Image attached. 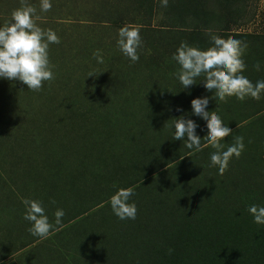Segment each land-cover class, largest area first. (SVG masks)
<instances>
[{"label":"rangeland","instance_id":"1","mask_svg":"<svg viewBox=\"0 0 264 264\" xmlns=\"http://www.w3.org/2000/svg\"><path fill=\"white\" fill-rule=\"evenodd\" d=\"M170 1L163 7L155 0L150 10L149 0H52L51 9L44 12L40 0H26L36 9L35 23L44 30L52 29L60 43L49 44L53 78L44 81L39 90L28 89L18 80L0 79L3 264H114L127 259L121 254L125 248L120 241L151 238L147 231L153 230L149 227L152 222L159 223L158 215L152 216L147 225L146 212L134 220H121L106 201L117 188H127L125 182L133 180L130 202L140 204L143 211L155 205L162 181L166 180L170 189L188 170V166L178 164L182 159L173 165L168 163L169 167L157 171L171 168V175L164 174L161 181L140 188L141 166L132 160L137 154L139 158L144 156L141 150L137 154L135 151L145 142V128L140 124L146 120L144 114L153 105L177 112L180 104H188L181 93L193 88L179 90L183 86L175 74L180 66L172 60V54L186 36L182 32L191 31L197 22L184 7L171 9ZM204 2L210 12L225 9L222 19L236 15L232 12L237 7L227 0L216 8L217 2ZM255 3L256 20L249 24L236 16L238 21L231 25L234 31H263L264 0ZM21 5L22 0H0V25L9 21L13 10ZM126 24L138 27L143 41L135 62L117 44L118 30ZM97 50L103 55L102 64L93 55ZM196 119L201 123V118ZM162 127L165 125L159 120L149 141L156 142L165 134H160ZM159 166L155 163L151 168ZM201 173L193 174L189 181ZM26 198L42 201L53 224L54 212L63 208L62 224L54 226L47 237L33 236L28 230L31 222L24 219L22 201ZM142 222L141 234L136 235Z\"/></svg>","mask_w":264,"mask_h":264},{"label":"trees","instance_id":"2","mask_svg":"<svg viewBox=\"0 0 264 264\" xmlns=\"http://www.w3.org/2000/svg\"><path fill=\"white\" fill-rule=\"evenodd\" d=\"M204 1L206 0L169 2L171 9L184 7L185 12L193 15L196 20L194 22H197L191 31H181L188 36H184L189 39L185 42L207 49L212 46L209 30L211 34L225 40L237 38L245 41L248 47L243 57L246 64L243 74L253 83L264 79V28L263 31L242 32L234 31L231 26L239 17L246 19L249 24L256 20L258 4L255 0H227L237 7L232 13L236 14L235 17L239 16L238 19H222L225 9L223 12H210ZM211 1L217 2L215 8L223 5L222 0ZM149 2L151 3H148L147 8L152 10L155 0ZM231 9L228 10L231 12ZM258 62L261 64L259 71L255 68ZM176 65L179 66L177 63ZM200 79L197 78V82ZM192 87L190 94L181 93L188 104H180V111L176 112L173 108L158 109L153 105L144 114L145 122L143 119L140 123L145 128L144 136L141 135L145 142L138 145L135 151L137 154V150H141L140 154L144 156L139 158L137 154L132 159L138 167L141 166L140 177L143 180H139L140 188L149 182H159L162 176L165 177L164 174L174 172L171 168L167 172L157 170L169 167L168 163L173 165L181 158L178 164L188 166V170L179 175L176 179L177 185H171L170 189L166 188V180L162 181V187L159 194L157 193L159 197L153 202L157 207L150 205L142 211L140 204L137 205V216L147 213L146 225L152 221L151 217L154 215H158L160 221H154L149 226L155 229L147 231L152 234L151 238H131L128 240L131 243L120 241L125 248L121 254H125L127 259L123 262L115 261L114 264H264V225L254 223L248 212V207L252 204L264 205V95L260 100L249 97L240 101L232 96L216 103L211 100L213 93H209L202 82ZM203 96H208L211 101L209 111H216L233 130L232 135L225 137L221 143L224 144L229 139L224 144L227 147L229 142L235 143L233 137L242 136L244 139V150L239 158L233 155L223 174L219 173L217 166H211L210 155L216 150L203 140L207 135L206 122L201 119V123H198L196 116L191 114V100ZM181 115L193 119L199 125L197 134L202 139L200 150H189L181 140L173 139V121ZM159 120L161 125H165L160 134H165L155 140L156 142L149 141L148 136L154 133L152 131ZM143 147H148L149 150L146 151L147 148ZM155 163L160 166L152 169L151 166ZM175 170L181 172L179 169ZM199 171L202 173L189 181ZM153 174L157 176L152 178ZM192 180L194 181L191 183ZM134 184L133 180L125 182L126 187H133ZM106 202L107 207L111 208L109 199ZM164 217L168 218V223L163 225ZM142 225L143 222L136 227V235L141 234Z\"/></svg>","mask_w":264,"mask_h":264},{"label":"clouds","instance_id":"3","mask_svg":"<svg viewBox=\"0 0 264 264\" xmlns=\"http://www.w3.org/2000/svg\"><path fill=\"white\" fill-rule=\"evenodd\" d=\"M159 3L167 7L168 0H159ZM51 7L52 0H40L41 11L47 12ZM35 13L36 9L22 0L21 7L13 10L11 19L0 25V79L18 80L31 90H39L44 81L53 78L48 48L51 43H60V38L52 29L44 30L35 23ZM209 33L211 47L201 49L181 41L172 54V60L180 66L175 75L183 89H190V86L202 82L203 87L213 93L211 100L216 103L232 96L240 101L249 97L260 100L264 95V79L253 83L243 74L246 69L243 57L247 43L237 38L225 40L211 34V30ZM117 44L132 62L138 61L137 49L143 44L140 29L127 24L122 26L118 30ZM93 55L97 63L104 62L100 50ZM255 68L261 70V64L258 62ZM197 78H201L199 82ZM210 102L208 96L193 98L190 102L191 114L206 122L207 135L203 140L216 150L210 155L211 166H217L219 173L223 174L233 155L236 158L241 155L245 147L244 139L242 136L233 137L235 143L225 148L221 141L232 135L233 130L216 111H209ZM173 126V139L181 140L189 150H200L202 139L197 134L199 125L196 121L181 115L173 121ZM133 193L132 187H119L109 198L113 214L121 220L136 218V203L130 202ZM22 202L25 206L24 219L31 222L28 230L33 236L47 237L54 226L62 224L65 215L63 208L54 212L53 224L49 221L42 201L26 198ZM248 212L254 223L264 225V205L252 204Z\"/></svg>","mask_w":264,"mask_h":264}]
</instances>
